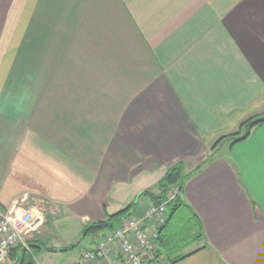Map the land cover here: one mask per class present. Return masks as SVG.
I'll return each instance as SVG.
<instances>
[{"label": "crops", "instance_id": "1", "mask_svg": "<svg viewBox=\"0 0 264 264\" xmlns=\"http://www.w3.org/2000/svg\"><path fill=\"white\" fill-rule=\"evenodd\" d=\"M263 113L264 0H0V209L45 215L42 264L180 161L192 237L144 264H264V122L212 150Z\"/></svg>", "mask_w": 264, "mask_h": 264}, {"label": "built area", "instance_id": "2", "mask_svg": "<svg viewBox=\"0 0 264 264\" xmlns=\"http://www.w3.org/2000/svg\"><path fill=\"white\" fill-rule=\"evenodd\" d=\"M151 203L144 215H130L112 230L103 234L93 248H87L79 264H144L157 260V241L160 228L168 219V202ZM45 222L40 211L15 207L0 209V264H6L10 251L18 244L29 248L30 236ZM118 252L120 257H115Z\"/></svg>", "mask_w": 264, "mask_h": 264}, {"label": "trees", "instance_id": "3", "mask_svg": "<svg viewBox=\"0 0 264 264\" xmlns=\"http://www.w3.org/2000/svg\"><path fill=\"white\" fill-rule=\"evenodd\" d=\"M264 122V113L260 116H253L241 123L240 129L234 133L229 135L222 136L213 146L212 150L216 149V147L222 142L224 139H229L232 142L239 141L245 139L249 136L252 129L258 124ZM213 152L210 153L206 159L201 162L196 168H200L203 164L208 162L213 157ZM193 171H187L186 164L183 161L177 162L170 166L164 176L159 181L160 192L158 194L151 195V203H161L167 200L170 197V194L175 191L173 187L178 188L175 197L168 202V219L167 222L160 228V233L162 228L166 227L170 220L174 217L175 213L185 206H189L186 203V200L183 196V187L185 181L192 174ZM135 202L128 204L124 209L118 211L115 214L109 215L107 219L92 221L90 223H86L83 225V234L87 236L90 233L102 232L104 229L108 228L112 230L116 225H118L124 218L132 215V208L134 207ZM117 223V224H116ZM202 233H199L200 236ZM160 238V236H159ZM159 240V239H158ZM164 241V238L162 239ZM165 246V245H164ZM55 250L53 247L42 246L41 244L32 243L29 240V248H26L22 244H18L12 248L11 254L20 253V257L15 262V264H36V257L42 250ZM62 250H65L62 248ZM189 254H181L172 259L173 262H177L181 259H184ZM157 255L158 252H157ZM14 258V257H13Z\"/></svg>", "mask_w": 264, "mask_h": 264}, {"label": "rangeland", "instance_id": "4", "mask_svg": "<svg viewBox=\"0 0 264 264\" xmlns=\"http://www.w3.org/2000/svg\"><path fill=\"white\" fill-rule=\"evenodd\" d=\"M227 144L228 142L226 141L221 142L217 146V150L218 151L226 150ZM173 189H175L176 191L178 188L173 187ZM190 217H191L190 212L187 210V208L183 207V208H180L175 213L174 217L170 220V224H169L167 234H166L167 235L166 237H168V241L170 245L168 248L169 249L168 251H177V249L181 245H184L187 241L191 239L192 237L191 229L194 227V221L191 220ZM108 230L109 229L106 228L104 229L103 232H106ZM101 233L102 232H97V233L85 236L83 234V229H82L80 233L78 234V236L72 241L77 244V248L74 251L75 256H79L80 253H83L91 245V239L93 238L98 239ZM48 253L49 252L44 250L41 254H39L36 258L37 260L36 264H42L41 262H43V258H45ZM58 253H61V252H58ZM70 254H56L55 256H52L51 264H67L68 260H72V259H67L70 256Z\"/></svg>", "mask_w": 264, "mask_h": 264}]
</instances>
